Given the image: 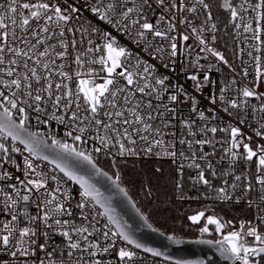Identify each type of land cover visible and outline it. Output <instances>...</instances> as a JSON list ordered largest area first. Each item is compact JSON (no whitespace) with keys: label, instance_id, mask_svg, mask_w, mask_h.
<instances>
[{"label":"snow or ice","instance_id":"6c2138e0","mask_svg":"<svg viewBox=\"0 0 264 264\" xmlns=\"http://www.w3.org/2000/svg\"><path fill=\"white\" fill-rule=\"evenodd\" d=\"M219 7L229 14L228 24L234 31L251 33V40L256 42L253 48L262 52L264 0H222ZM198 9L206 13L199 27L194 24L200 19ZM249 10L254 13V22L245 18ZM85 11L110 28L94 25L92 19L83 17ZM111 29L127 36L153 62L121 44ZM216 31L206 0H0V182H4L0 183V204L8 217L0 220V252L9 256L0 264H105L86 257L108 253L117 239L154 257L164 255L134 240L116 218L110 198L92 183L93 177L103 176L128 196L120 186L118 170L113 178L97 166L94 156L101 153L112 157L114 168L118 158L140 154L167 157L174 163L179 160L176 188L180 199L189 198L183 193L184 161L196 171L189 177L193 186L211 189L221 202L231 201L237 190V203L248 193L257 192L258 200L247 202L249 208L255 207L256 215L253 220H240L238 228L231 220L206 215L207 209L187 219L192 224L205 221L199 228L201 236L211 235L209 226H214L221 238L198 242L217 245L232 264H264V230L260 227L264 225V92L257 90L264 83V58L253 56L255 87L244 85L236 90L234 98L226 99L224 92L237 84L233 77L218 97H211V103L219 101L229 115H233V109L239 112L251 108L253 113H260L254 132L261 142L232 123L224 127L211 124L215 110L211 117L199 111L196 96L173 82L169 74L176 72L177 58L183 57L180 72L192 69L187 79L192 81L194 91L202 93L211 83L209 72L213 70V65L206 66L202 60L215 57L235 72L223 53L212 46ZM205 32L212 33L211 43ZM190 39L198 42L195 54L193 45L187 43ZM248 74L245 68L244 77ZM253 98L260 103L252 105ZM186 103L202 123L181 119L184 134L178 141L169 142L165 135L175 133L164 129L172 125L180 106ZM32 120L37 131H29L26 126ZM53 122L63 126L62 137L53 131ZM245 123L238 118V124ZM41 126L47 130L41 131ZM217 132L224 137L217 139ZM9 138L11 143H6ZM17 142L23 148L16 146ZM177 143L187 152L177 148ZM205 145L213 150L204 151ZM217 145L221 155L214 164ZM14 153L23 157V168ZM43 162L51 167L45 170ZM225 163L227 167L218 171ZM240 163L245 167L237 174ZM5 164L14 166L22 176L13 178ZM220 178L221 186L215 187L212 181ZM68 182L79 185L80 201L75 207L83 223L78 224L74 218L72 194L65 187ZM86 210L94 213L91 219ZM100 216L106 217L107 230L92 222ZM144 219L147 222V217ZM54 234L63 238V247L50 244ZM97 234L105 241L111 237L112 242L101 248L97 240L90 239ZM168 239L180 243L174 236ZM134 255L124 247L118 251L125 264Z\"/></svg>","mask_w":264,"mask_h":264},{"label":"built area","instance_id":"2783aa9c","mask_svg":"<svg viewBox=\"0 0 264 264\" xmlns=\"http://www.w3.org/2000/svg\"><path fill=\"white\" fill-rule=\"evenodd\" d=\"M207 2V1H206ZM212 12V11H211ZM198 13H200V19L194 20V24L199 27L201 24V21L205 18L206 13L203 12V9H198ZM149 15L151 16V12H149ZM83 17H87L89 19L93 20V24L96 26H99L101 28L109 29L110 26L104 24L103 22L96 21L91 17V14L85 11L83 13ZM192 15L189 14V19H192ZM245 18L246 20H252L254 22V13L249 10L248 13H245ZM212 22L215 23L213 15H212ZM113 31V34L117 36V38L120 40V43L128 47L133 53H136L138 56L142 57L144 60H149L150 62H153L150 60V57L146 52H142L139 48H137L136 45L132 44L127 36H122L120 33H116L114 29H111ZM188 32L190 34L191 30L188 29ZM235 54L233 61L230 62L229 64L232 66V68L235 69V72H233L227 65H224L222 62H219L216 60L215 57L209 56L207 60H202L201 63L205 64L206 66L208 64L213 65V70L209 72V77L211 83H209L204 89L203 92H196L193 89L192 86V81L187 79V76L192 73V69H189L187 73H182L180 72V62L184 60L183 57H178L177 58V65H176V72L169 73L173 77V82H178L182 84L185 89L189 92L192 93L193 95L196 96L198 104V110L203 111L206 116L211 117L212 116V110L214 109L216 112V118L211 121V124L216 125L218 127H224L229 123H232L234 125H237L241 127L242 131L246 133L247 135H250L253 137V140L257 142H261L259 137L255 136L254 130L258 128V118L260 116V113H253L251 108H249L247 111H239L233 109L231 110L233 115H229L228 113L223 111L224 105H222L219 101L217 104H212L211 103V97L216 96L218 97L220 93V89L222 87L226 88L228 82L235 77L237 80V84L234 88L231 90H226L224 92V95L226 99L234 98L236 96V90L240 87H243L244 85H247L249 87H255V84L253 83L255 79V67H254V60L253 56L256 55H261L262 58H264V49H262V52L258 53L255 51L253 48V44L256 42L251 40V33H243L242 29L240 30V33L237 34L235 31ZM216 36V41L212 46L218 51L217 49V36H218V28L217 31L214 33ZM205 37L208 38L209 42L211 43V35L212 33L210 32H205L203 34ZM245 37H248V39H245ZM188 44H192L194 48L193 54L195 52L199 51L198 42L194 41V39H190ZM243 49V51H241ZM252 52V56H249L248 53ZM201 55H205L204 53H201ZM247 69L248 71V76L244 77V69ZM161 71H164L161 69ZM203 76V73H201V78ZM260 92H264V83H260L259 88L257 89ZM165 102H167L165 100ZM250 103L252 105H258L260 101H257L256 99H251ZM180 112L179 115L176 117L175 120L172 121V125L168 128H165L164 131L166 133H175V136H172L171 134L165 135L164 139L171 142L173 140L178 141V139L183 135L184 133L181 130V125L179 121L181 119H195L197 120V123L200 124L202 123L201 121L198 120V116L196 113L191 112V105L190 103H186L180 106ZM167 115V114H166ZM238 118H243L245 119L246 123L245 124H238ZM156 123L159 125V121H156ZM28 128H30L33 131H37V127L35 124V120L31 121L30 125H26ZM41 131H46L47 129L44 128V126L40 127ZM53 131L57 132V136L62 137L63 136V126H57L55 122H53ZM210 135V134H209ZM224 137V133L217 132L216 138L221 139ZM199 138V137H198ZM6 143H11L10 138ZM20 148H23L22 145H19L17 142V145ZM184 149L185 152H187V148L185 146H181L177 143V148H182ZM199 147V146H197ZM217 148V154L216 156L212 157V161L215 164L216 161L219 159V156L221 155V152L219 151L220 145L216 146ZM213 149L212 147L205 145L204 146V151L206 152H211ZM14 159L16 160L17 164L23 168V157L19 153H14L12 154ZM24 155H27V153H24ZM96 159H107V160H112L111 156H105L103 153L99 154L98 156H94ZM126 160H138V161H159V162H165L168 163L172 166L173 170V195L175 199L184 202V203H190L193 204L197 207L198 211L205 210L207 209L206 215H212L215 214L218 216L217 210L220 207L224 206H233L236 209L235 212V218H228L227 220H231L234 222L235 226L238 228L239 226V221L240 220H253L254 216L256 215V209L255 207L249 208L248 207V200H253L256 201L258 200V194L257 192L253 191L248 193L244 198L240 200L239 203L236 202L235 197L240 195V191L237 190L236 193L233 196V199L231 201H226V202H221L220 200L215 198V193L203 185H196L195 187L193 186L191 180L189 177H194L196 174V171L194 169L188 168L187 161H184L183 163L185 164L184 168V175H183V193L185 194L186 197L189 198H184L180 199L178 198L179 193L176 188V180L178 179L177 175V167L180 163L179 160L177 162H173L171 159L163 156H157V155H145V154H140L139 156H126L123 158H118L117 161H126ZM40 163V162H37ZM42 167L45 170H48L51 165H48L46 162H43ZM227 164L220 165L218 167V171L222 170L223 168H226ZM244 164L240 163L239 166L236 169L237 174L244 168ZM5 168L12 174L13 178L16 176H22V172L17 171V169L10 165V164H5ZM252 172L255 171V169H251ZM59 176H62V173H58ZM211 179V177H209ZM66 179V178H65ZM223 178L220 179H214L212 181L213 185L215 187H219L222 184ZM12 181H8L7 183H11ZM4 183V182H0ZM65 187L71 192L72 194V200L70 201L72 210L74 213H76V216L74 217L76 219V222L83 223V221L80 220L79 218V209L75 207L76 203L80 201V188L78 185L68 182ZM207 197V198H206ZM99 211H102L100 209ZM197 211V212H198ZM30 212L32 214H35V209L30 208ZM86 215H89V218L91 219V216L94 214L90 210H86ZM219 217V216H218ZM8 217L3 213V208L2 204H0V220H5ZM66 218V217H65ZM98 221V222H97ZM93 223L96 224L97 228H100L102 231L107 230L104 228V225L107 224V219L106 217L100 216L97 217L95 221H92ZM112 227L114 230V226H109ZM262 230H264V225L260 226ZM225 232L228 231L226 228L224 230ZM219 235V234H218ZM221 236L219 235L220 239ZM90 239L97 240L100 243L101 248L107 246L108 243H111V237L109 238L108 241H105L102 237L101 234H97L94 237H90ZM217 239V240H218ZM50 244L55 245V246H60L63 247V238L59 235H53L52 240L50 241ZM121 247H124L127 250L133 251L135 255L132 257L130 261H127V264H176L173 261L164 259L162 257H154L151 253L145 252L141 249L135 248L133 245L127 244L126 241L117 239L115 242V247L110 249L108 253L102 254V255H97L95 258L93 257H86L87 259H100L105 264H107L108 261L111 262V264H125V262L120 261L118 257V251ZM51 250V249H49ZM38 256H43V253H37ZM66 258V257H65ZM78 257H73V259H77ZM9 259V256L7 253L0 252V261L2 260H7Z\"/></svg>","mask_w":264,"mask_h":264},{"label":"trees","instance_id":"16d2710c","mask_svg":"<svg viewBox=\"0 0 264 264\" xmlns=\"http://www.w3.org/2000/svg\"><path fill=\"white\" fill-rule=\"evenodd\" d=\"M206 1L211 5L212 15L218 28L217 49L232 62L235 54V33L232 25L228 24L229 14L219 7L222 0ZM97 162L114 177L117 170L119 171L120 183L156 228L181 238L208 237L216 240L219 238L214 226H209L211 235L201 236L199 228L204 225V220L200 224H192L187 219L198 209L193 204L175 199L173 170L170 164L159 161L126 160L117 161V167L114 168L112 160L97 159ZM235 212L233 206H224L217 210L218 216L223 220L235 218Z\"/></svg>","mask_w":264,"mask_h":264},{"label":"water","instance_id":"95a60500","mask_svg":"<svg viewBox=\"0 0 264 264\" xmlns=\"http://www.w3.org/2000/svg\"><path fill=\"white\" fill-rule=\"evenodd\" d=\"M28 129L29 131H33L30 128ZM48 151L51 150L49 149ZM96 163L97 166L107 172L109 176L115 178L97 161ZM92 183L100 189L105 197L110 198L115 216L122 223L125 231L143 246L162 252L164 255L160 257L164 259L168 257L167 260L175 263L180 261L181 264H184V262H192V264H200V262H202V264H232L231 260L221 255L217 245L198 242L200 240L215 241L216 239L208 237L181 238L174 236L180 243H174L172 240H169L168 237L173 235L167 234L156 228L148 218L147 222H145L144 218L146 215L120 181V186L128 193L127 197L118 191L112 180H108L103 176L93 177ZM137 209L139 211H137ZM149 224L151 227H148ZM141 250L143 249L141 248Z\"/></svg>","mask_w":264,"mask_h":264}]
</instances>
